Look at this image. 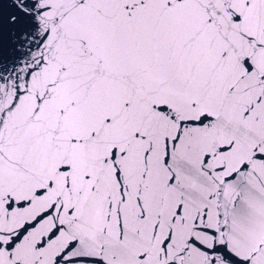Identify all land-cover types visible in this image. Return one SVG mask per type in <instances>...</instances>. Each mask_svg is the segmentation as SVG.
<instances>
[{"label":"snow or ice","instance_id":"obj_1","mask_svg":"<svg viewBox=\"0 0 264 264\" xmlns=\"http://www.w3.org/2000/svg\"><path fill=\"white\" fill-rule=\"evenodd\" d=\"M0 264H264V0H0Z\"/></svg>","mask_w":264,"mask_h":264}]
</instances>
